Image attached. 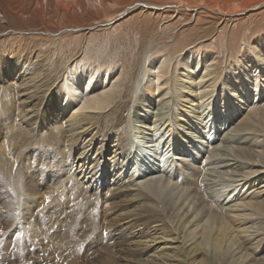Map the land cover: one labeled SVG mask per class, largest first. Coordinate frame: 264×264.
<instances>
[{"label": "bare ground", "instance_id": "bare-ground-1", "mask_svg": "<svg viewBox=\"0 0 264 264\" xmlns=\"http://www.w3.org/2000/svg\"><path fill=\"white\" fill-rule=\"evenodd\" d=\"M256 10L264 0H0V225L18 220L50 264L80 263L78 237L48 235L65 223L97 234L91 264H264V21L221 67L198 42L156 55L127 27L213 19L229 46ZM115 23L122 62L87 36Z\"/></svg>", "mask_w": 264, "mask_h": 264}, {"label": "rangeland", "instance_id": "rangeland-1", "mask_svg": "<svg viewBox=\"0 0 264 264\" xmlns=\"http://www.w3.org/2000/svg\"><path fill=\"white\" fill-rule=\"evenodd\" d=\"M255 0H253L254 2ZM46 8V7H45ZM91 8V7H90ZM93 9V10H92ZM46 10V9H45ZM92 11L95 12V8H91ZM257 11V10H256ZM252 11L251 13L248 14V16L250 15V17H256L257 19L253 22V24L251 23L250 27L247 29V31H245V33L243 34V37L240 33H243L244 32V29H242V26L245 27L247 26L246 24L245 25H238V26H235V27H230V28H234V30H232L230 32V38L233 40L231 44H228L226 42H218L217 40H214V39H211V37L214 35H217L218 32H217V29H219V24L217 25V22L213 19H205L207 20L206 22L204 23H200L199 26L198 24L196 23V25L194 26V24L192 25V23L190 24H182L181 22H178L175 26V31L172 32V29H166L163 31V33H160L159 34V29H156L157 25L161 22L159 19H154L153 17H151L152 19H150L149 21L148 20H144L143 19V25L141 26L140 25V22L142 19H132L133 21L131 22V20H129V18L127 20H129L130 22H128V29L130 32H134V36H137V37H142L141 39L144 40L143 42H147L148 39L150 38H153L155 39V42L157 43V47L155 48V52L154 51V54H160V53H163L165 52L166 50L169 49L170 46H172L173 44L177 43V44H180V47L181 46H185L187 44H194L195 42H198L196 44H199V45H196L197 48H201V49H204L208 52H215L217 55H218V58H219V67H221V63L223 61V63H226L228 60H230V57H232V55H236L237 54V51L238 49L243 48V46L246 44L245 42H247V40H253L256 36H257V33L259 32L260 29H257L258 28V25L259 23H263L264 21V15L262 12L260 11ZM102 12V11H101ZM250 12V11H249ZM255 12V13H254ZM103 13V12H102ZM102 13H95L97 14L96 16L98 18L102 17ZM154 19V20H153ZM126 20V21H127ZM156 21V22H155ZM149 22V23H148ZM137 23V24H136ZM121 24V23H120ZM216 24V25H215ZM116 25V23H115ZM138 25V26H137ZM160 25V24H159ZM181 25V26H180ZM211 25V26H210ZM117 27H121L120 29H115L114 26H112L111 28H107V29H104V30H96V31H93L92 33H88L87 36L89 37H92V45H94L93 47H95L96 49H100L102 46V48L98 51V53H101L100 57L102 56V59L104 60H107L110 55V50H112V54H111V57H115L113 59L112 62H122V56H116L113 52H114V49H111L110 48V44H115V40H114V35L117 36L118 34L121 35V31L126 29L127 27L126 26H120L119 23L116 25ZM218 26V27H217ZM221 26V25H220ZM144 27V28H143ZM194 27V28H193ZM196 27V29H195ZM133 28V30H132ZM136 30H135V29ZM131 29V30H130ZM138 29V31H137ZM229 28H227V31H228ZM116 30V31H115ZM121 30V31H120ZM144 30V31H143ZM192 30V31H191ZM238 30V32H237ZM243 30V32L241 31ZM101 31V32H100ZM136 31V33H135ZM167 31V33H166ZM193 31L196 33H193ZM200 31V33H199ZM216 31V32H215ZM226 31V32H227ZM234 31V32H233ZM236 31V33H235ZM142 32V33H140ZM170 32V33H169ZM175 32V33H174ZM205 32V33H204ZM140 33V34H139ZM187 33V34H186ZM193 33V34H192ZM117 34V35H116ZM174 34L175 37L173 39V43L171 45H162V42L163 40H167V38H170V35ZM183 34V35H181ZM186 34V35H185ZM202 34V35H201ZM229 34V33H228ZM239 34V35H238ZM141 35V36H140ZM144 35V36H142ZM146 35V36H145ZM192 35V37H191ZM198 35V37H197ZM227 35V34H226ZM158 36V37H157ZM188 36V38H187ZM241 36V37H240ZM145 37V38H144ZM191 39H190V38ZM200 37V38H199ZM104 38L106 41H109L107 42L106 44L103 43L102 41H104ZM144 38V39H143ZM173 38V37H172ZM244 38V39H243ZM246 38H248L247 40H245ZM185 39V40H184ZM193 39V40H192ZM196 39V40H194ZM205 39L207 40V44L206 42L205 43H202V41ZM211 42H210V40ZM94 40V41H93ZM184 40V41H183ZM192 40V41H191ZM201 40V41H200ZM243 40V41H242ZM189 41V43L187 42ZM237 41V42H236ZM101 42V43H100ZM201 42V43H199ZM100 43V45H99ZM184 43V44H183ZM210 43V44H209ZM215 43V45H214ZM238 43V44H237ZM203 46H201V45ZM217 44L219 46H217ZM242 44V45H241ZM208 45V46H207ZM237 45V46H236ZM208 49H207V48ZM228 47V48H227ZM239 47V48H238ZM166 48V50H165ZM182 48V47H181ZM219 48V49H218ZM223 48V49H222ZM226 48V49H225ZM183 49V48H182ZM230 49V51H228ZM163 50V51H162ZM165 50V51H164ZM217 50V52H216ZM226 50V51H225ZM236 50V51H235ZM106 51V52H105ZM161 51V52H160ZM233 51V53H232ZM103 52V53H102ZM236 52V53H235ZM118 53V52H117ZM229 53V55H228ZM231 53V55H230ZM235 53V54H234ZM96 54H92L90 53V56H92V58L96 57L95 56ZM230 56V57H229ZM227 57V59H226ZM234 58V57H232ZM176 62H178L176 60ZM222 69V68H221ZM4 183V182H3ZM5 184V183H4ZM3 184V185H4ZM6 187H4V194L5 195H8L10 194L9 197H11V199L13 200L14 197L12 196V193H8L9 192V188H10V185H6ZM6 192V193H5ZM63 199L65 200V196H63ZM39 207V206H38ZM99 211H98V215H96V218L99 216ZM39 221V220H38ZM37 221V223H39ZM0 223H3V220L0 219ZM19 224L18 220H16V222L11 225V226H6V228L4 229V224H1L0 225V257H2V259H5L4 255L1 254V251L3 249H7L9 250L10 252V255L9 257H6L5 261L2 263V264H39L38 263V260H41L42 262L40 264L43 263L44 261V264H50L49 262H45L46 259H43L46 257V254H48L47 251H44V250H41V246H38V245H32L30 246L29 248H26L27 245H28V242H30V240H27L28 237L25 236V233L22 231V232H18V230L15 228V225ZM64 224V223H63ZM66 226H69L68 224L65 223ZM65 225L64 227H62L61 231L56 230V228H52V229H49L48 231V235H55L57 238H61L62 239V236H66L68 237L67 239L70 238V241L71 239H74V238H71V236H76L78 237V248H76L77 251L75 250V243H77V240H75L76 242H70L69 244H67L66 242H63L62 244V247L65 248V250L67 251H64L60 256L55 255V261L56 263L58 261H60L62 259V256L63 258L65 257V255L69 254V252H71V254L73 255V257L75 256V253L76 252V258L78 260V263L79 264H91V262L94 260V257L98 256L99 254H101V252L98 250L94 253H90L91 251L93 252V250H91L95 245L94 243H96L95 241H93L96 237V235L94 236V234H88L91 232L92 229L88 230V226H85V227H82L81 229H78V228H70V227H66L67 229H65ZM87 228V230L85 229ZM4 229V230H3ZM70 229H73V231H70ZM75 229V231H74ZM84 229V231L82 230ZM53 230V231H52ZM16 231V232H15ZM78 232V234H77ZM80 233H82L81 235H79ZM84 233V235H83ZM87 233V234H86ZM62 236H61V235ZM67 234V235H65ZM70 234V235H68ZM77 234V235H75ZM60 235V236H59ZM86 235V236H85ZM21 236V237H20ZM70 236V237H69ZM12 237V238H11ZM54 237V236H53ZM9 239V240H8ZM50 242V241H49ZM49 242H46L45 244H48V248L50 250V253L53 251V245H49ZM9 243V244H8ZM81 244V245H80ZM10 245V246H9ZM15 245V246H14ZM42 245L44 246V243H42ZM67 245V246H66ZM80 245V246H79ZM94 245V246H93ZM82 246V247H81ZM8 247V248H7ZM104 247L103 245H101V248ZM15 248V249H13ZM71 248H74L71 250ZM91 248V249H90ZM100 248V250H101ZM75 250V251H74ZM22 251L25 253V257L23 255H21ZM28 252V253H27ZM31 252L32 256H37L38 258H36L34 261L31 260V259H28V257H26V255H29ZM38 252V253H37ZM88 252L91 254H88ZM94 254V256H93ZM80 255V256H79ZM86 255V256H85ZM27 258L28 260H25L24 258ZM31 256V257H32ZM90 256V257H88ZM30 257V256H29ZM84 257V258H83ZM80 258V259H78ZM88 258V259H87ZM90 258V259H89ZM0 258V260H2ZM8 259V260H7ZM60 259V260H59ZM91 260V261H90ZM10 261V262H8ZM87 261V262H86ZM6 262V263H5ZM90 262V263H89Z\"/></svg>", "mask_w": 264, "mask_h": 264}]
</instances>
